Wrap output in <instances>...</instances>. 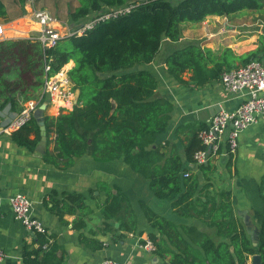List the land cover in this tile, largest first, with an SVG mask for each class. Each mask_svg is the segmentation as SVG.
<instances>
[{
  "label": "trees",
  "instance_id": "trees-1",
  "mask_svg": "<svg viewBox=\"0 0 264 264\" xmlns=\"http://www.w3.org/2000/svg\"><path fill=\"white\" fill-rule=\"evenodd\" d=\"M77 1L67 21L74 27L102 11L130 2L135 6L127 13L101 20L83 34L64 35L50 48L35 35L1 38L0 111L9 107L21 112L30 99H36L38 105L47 101L45 95L41 97L46 76L74 60L68 74L79 89V101L71 111L57 116L45 114L48 140L43 159L60 168L72 166L84 154L101 161L121 159L149 180L157 197L171 200L179 216L204 221L209 230L178 224L141 201L147 220L160 232V236L151 234V240L159 254L170 256L171 264H249L257 253L264 264V218L255 245L245 223L234 212L230 195L225 191L211 194L205 190L210 183L201 187L197 173L184 174L194 162L195 152L206 147L199 132L189 133L185 158L177 147L164 150L169 141L157 143V136L170 124L173 102L158 94L155 75L139 68L155 59L165 38L180 40L187 23L202 22L209 15L258 11L264 8V0ZM251 60L264 62V32L258 47L244 54L230 47L213 50L187 41L167 56L166 64L168 74L177 81L203 86L221 79L225 69ZM46 65H50L48 71ZM187 71L192 73L189 79L184 78ZM11 134L31 152L41 139L34 115ZM198 166L204 171L210 167L207 162ZM97 189L105 192L104 201L98 202L104 219L102 230L112 232L115 240L138 231L128 194L106 182L98 183ZM45 203L64 222L65 215L76 214L74 228L84 227L87 216L93 213L85 195L77 191L53 190ZM33 231L36 245L25 246L23 264H62L57 236L47 228ZM83 240L88 241L86 237ZM92 242L95 249L104 246L103 241Z\"/></svg>",
  "mask_w": 264,
  "mask_h": 264
},
{
  "label": "crops",
  "instance_id": "crops-1",
  "mask_svg": "<svg viewBox=\"0 0 264 264\" xmlns=\"http://www.w3.org/2000/svg\"><path fill=\"white\" fill-rule=\"evenodd\" d=\"M54 2L55 0H0V22L6 28L3 38L36 36L42 28L33 15L36 9L50 11L60 24L65 25L69 11L78 5V1L63 0L58 5ZM248 15H251V10L224 16L209 15L202 22L187 23L180 40L165 38L155 59L139 65V68L148 69L157 78L158 94L173 102L170 124L157 136V143L164 145L169 141V145L164 147L165 151L170 152L177 147L185 158V143L189 133L199 132L207 127L221 106L233 109L246 97L245 92H226L221 79L203 86L177 81L167 72V56L187 41H196L213 50L230 47L238 54L257 48L263 31L261 28L251 27L253 23L243 26L242 21ZM164 45L166 51L162 54ZM74 64V60H71L63 68L69 71ZM237 64H240L239 61ZM191 74L190 71L185 72L184 78L189 79ZM46 102L45 114L57 116L58 109L48 99ZM19 113L9 107L0 111V248L5 252L0 264H23L25 246L36 245L34 231L14 215L10 197L18 192H23L32 199L33 216L57 236L62 264H100L107 257L136 264H171L170 256L159 254L155 242L151 240V234L160 236V232L147 220L141 201L178 224H192L209 230L207 224L196 217L179 216L171 200L157 197L150 189L149 180L121 159L101 161L84 154L67 168L47 163L42 152L37 149L31 152L13 140L11 133L17 128L5 131ZM51 138H54L53 132ZM53 145L51 142V149ZM207 163L210 167L205 171L193 163L188 171L197 173L201 187L210 183L205 190L211 194L227 192L234 212L245 225L246 216L249 215L250 221L257 227V235L264 218V115H260L256 122L241 131L239 146L233 157L219 156L211 158ZM100 182L118 185L128 194L137 215L138 231L126 233L122 239L115 240L112 232L102 230L104 219L98 202L104 201L105 192L97 189ZM91 189H94L93 193ZM53 190L59 193L77 191L85 195L93 213L87 216L84 227L74 228L76 214L65 215L67 221L64 222L51 210L50 204L45 203ZM85 237L88 239L87 244L83 240ZM92 240L103 241L104 246L95 249L91 246L95 244ZM149 240L154 243V249L144 246Z\"/></svg>",
  "mask_w": 264,
  "mask_h": 264
},
{
  "label": "built area",
  "instance_id": "built-area-1",
  "mask_svg": "<svg viewBox=\"0 0 264 264\" xmlns=\"http://www.w3.org/2000/svg\"><path fill=\"white\" fill-rule=\"evenodd\" d=\"M135 6V3L111 8L102 11L88 19L81 25L74 27L62 25L57 18L46 9H36L33 12L35 20L41 25V35H36L46 48L53 47L64 35L83 34L92 29L98 22L111 17L127 13ZM6 28L0 22V39L5 36ZM50 65H46V70ZM223 88L228 93L245 92V99L235 108L220 109L213 115L207 127L199 131V137L205 148L199 149L194 154L193 164L206 163L211 158L219 156L233 157L239 146V135L251 123L256 122L260 115H264V62L251 60L237 68L226 69L221 76ZM45 95L50 104L55 106L58 113L68 112L74 109L79 101V89L69 77L68 71L63 67L46 76L41 97ZM36 99H30L24 103V108L19 115L9 123L5 131L18 128L25 124L38 107ZM189 171L184 174L189 175ZM10 203L17 219L21 220L31 230L45 231L46 227L33 216L32 199L23 192L15 193L10 197ZM145 247L154 249V243L148 241ZM5 257V252L0 248V263ZM251 260V259H250ZM100 264H136L122 262L112 257H107ZM249 264H252L249 261Z\"/></svg>",
  "mask_w": 264,
  "mask_h": 264
},
{
  "label": "water",
  "instance_id": "water-1",
  "mask_svg": "<svg viewBox=\"0 0 264 264\" xmlns=\"http://www.w3.org/2000/svg\"><path fill=\"white\" fill-rule=\"evenodd\" d=\"M42 32H37V35H41ZM47 108V102L41 103L33 112L34 117L37 120L38 125L40 126V132H41V139L40 142L37 145V150L40 152L44 151V148L47 145L48 135H47V126L45 123V110ZM246 227L248 232L252 235V239L254 244L256 245L258 243L256 235V225L250 221L249 215L246 216ZM251 263L252 264H262V255L257 253L254 254L251 257Z\"/></svg>",
  "mask_w": 264,
  "mask_h": 264
},
{
  "label": "rangeland",
  "instance_id": "rangeland-1",
  "mask_svg": "<svg viewBox=\"0 0 264 264\" xmlns=\"http://www.w3.org/2000/svg\"><path fill=\"white\" fill-rule=\"evenodd\" d=\"M58 3H63V0H55L54 4L58 5ZM242 22L244 23L243 24L244 27H247L248 23H250V24L253 23V24H251V27L261 28L262 31L264 32V8L261 10H258V11L251 10V15H248L247 18ZM66 23L67 24L69 23L68 25L71 24V26H74V24H72L70 22H66ZM162 51H163L162 54H164L166 51V45L163 46Z\"/></svg>",
  "mask_w": 264,
  "mask_h": 264
}]
</instances>
